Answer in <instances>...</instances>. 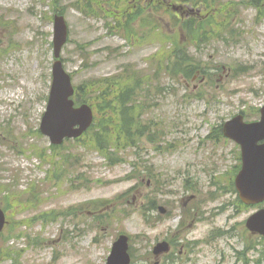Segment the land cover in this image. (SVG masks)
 <instances>
[{"label": "rangeland", "instance_id": "374dc122", "mask_svg": "<svg viewBox=\"0 0 264 264\" xmlns=\"http://www.w3.org/2000/svg\"><path fill=\"white\" fill-rule=\"evenodd\" d=\"M54 1L0 0V205L7 212L3 234L24 236L0 242V257L17 264H106L123 233L130 264H264V238L244 226L259 208L236 212L237 206H227L237 203L235 196L221 190L238 170V150L231 141L207 139L239 111L264 104V21L254 19L264 6L240 7L231 21L240 34L226 36L228 42L190 49L193 59L228 68L209 70L217 81L211 84L200 83V76L186 84L167 74L168 13L156 22L144 14L143 27L134 26L142 43L125 40L102 18L64 9L69 36L63 66L79 101L95 111L94 128L105 116L113 124V106L100 109L97 97L103 90L108 98L117 93L129 71L144 81L137 100L153 135L119 152L112 136L105 148L108 139L93 142L92 133L49 151L48 139L37 132L50 87ZM76 1L75 7L91 12L90 0H61L58 7ZM155 25L158 30L149 29ZM16 89L18 104L1 101ZM54 154L64 159L53 163ZM196 213L205 219L193 223ZM165 239L173 241L171 249L156 256L153 248Z\"/></svg>", "mask_w": 264, "mask_h": 264}, {"label": "water", "instance_id": "95a60500", "mask_svg": "<svg viewBox=\"0 0 264 264\" xmlns=\"http://www.w3.org/2000/svg\"><path fill=\"white\" fill-rule=\"evenodd\" d=\"M66 25L62 17L54 19V56L59 57L61 47L66 41ZM73 93L70 78L62 69L60 62L53 65V82L47 111L41 123V132L50 137L53 144H60L64 138H76L90 125L92 113L89 107L81 106L73 108V103L68 100ZM262 122L258 124L244 125L238 123L240 118H235L227 123L224 129L226 136L238 140L243 144L245 150L254 146L255 134L264 131V109L262 110ZM241 121V120H240ZM79 126V128H75ZM253 143V144H252ZM240 198L246 204L257 203L264 200V163L257 158H251L249 164L235 180ZM254 216L248 221L251 230L264 232L254 225L257 222ZM4 224V215L0 210V231ZM124 240L120 239L114 245L112 258L125 250ZM123 249V250H122ZM112 260V259H111ZM127 260L122 264H126ZM120 264V263H119Z\"/></svg>", "mask_w": 264, "mask_h": 264}, {"label": "trees", "instance_id": "16d2710c", "mask_svg": "<svg viewBox=\"0 0 264 264\" xmlns=\"http://www.w3.org/2000/svg\"><path fill=\"white\" fill-rule=\"evenodd\" d=\"M177 63L180 64L181 61H177ZM122 80L123 84H121V82H118L121 85V89L117 93H111V96L108 98L110 94L106 90H103L97 97L98 102L100 104V109L113 106L112 111L115 112L113 114L115 119L113 124H110L109 122L111 121L108 122L109 117L105 116V118H102L99 125L97 126L99 133H95L97 128L90 132L92 133L90 137L93 138V142L94 138H96L95 141H99V136L102 138L106 137L108 139L106 140V142H109L112 141V136L115 141L120 139L122 141H126L125 145L128 146L130 144L129 142L133 140L137 141L139 139V136L143 133V130L141 131L140 123L138 122V117L132 111L136 109L128 105L129 95L127 96V94L129 88L127 87L124 90L122 88L124 86L130 87L131 80L127 82L126 78L123 75ZM138 80V78H134L132 80V89H136L138 85ZM124 82H127V84H124ZM63 159L64 157L61 158V160ZM65 161L67 160L65 159Z\"/></svg>", "mask_w": 264, "mask_h": 264}, {"label": "flooded vegetation", "instance_id": "af4514ba", "mask_svg": "<svg viewBox=\"0 0 264 264\" xmlns=\"http://www.w3.org/2000/svg\"><path fill=\"white\" fill-rule=\"evenodd\" d=\"M196 10H199V9H196ZM191 15H193V16H199V13H198V12H196V13H191ZM236 159H237V161L240 163V161H241V152H240V149H239V152H238V154H237Z\"/></svg>", "mask_w": 264, "mask_h": 264}]
</instances>
